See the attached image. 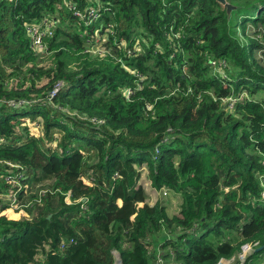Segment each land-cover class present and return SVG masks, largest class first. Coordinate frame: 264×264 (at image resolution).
Segmentation results:
<instances>
[{
    "label": "trees",
    "instance_id": "16d2710c",
    "mask_svg": "<svg viewBox=\"0 0 264 264\" xmlns=\"http://www.w3.org/2000/svg\"><path fill=\"white\" fill-rule=\"evenodd\" d=\"M69 1L0 0V264H218L263 246L264 0ZM44 18L39 53L27 25ZM144 166L180 215L148 203Z\"/></svg>",
    "mask_w": 264,
    "mask_h": 264
},
{
    "label": "rangeland",
    "instance_id": "374dc122",
    "mask_svg": "<svg viewBox=\"0 0 264 264\" xmlns=\"http://www.w3.org/2000/svg\"><path fill=\"white\" fill-rule=\"evenodd\" d=\"M14 1V0H11ZM92 8H90L89 10H91ZM88 10V11H89ZM88 11L86 13H82L83 17H81L82 19L86 20L89 18L88 17ZM88 22V21H87ZM57 22H53L50 24V26L48 25L49 30L51 32V34H48V36H52L54 34V29L56 27ZM107 32H109V30H107ZM250 33H252V29L250 30ZM29 34V33H28ZM30 36V35H29ZM106 38L107 35L104 34L102 39H99L100 42L99 46H96V48L94 49V54H98V53H104L107 52L106 46H105V42H106ZM98 41V40H97ZM262 51H259L257 54L258 59H262ZM96 56V55H95ZM48 58V57H47ZM47 58H43L40 62L41 65H46L47 63ZM23 126H28L30 128V131L32 133V135H40L42 129H43V124L40 120L38 121H31L28 118L23 120ZM141 173H142V177H141V181L140 184L143 186V188L146 190L147 194H148V203L151 205H154L156 202H160L162 204H164L167 207L168 210V214L172 217L175 215H178L180 212V207L182 204V196L169 190V193L167 196L163 195V192L161 193L160 191H156L155 189H153L150 180L148 179V170H147V166H144V170L143 168L140 169ZM84 183H86V185H92L91 181L88 179H83ZM48 186L45 185V189H42V185H37L35 188V191L40 192V191H44L47 192ZM7 201V200H6ZM3 214V213H2ZM0 214V215H2ZM24 215V213H22ZM5 216H7L9 219L11 220H16V218H18L17 220H21L22 216L19 214V212L14 211V214L11 213L9 210L5 211L4 213ZM180 215V214H179ZM32 216H29L27 218H31ZM159 240V239H158ZM158 246L160 244V241L157 243ZM157 246V247H158ZM244 247L241 249V252L234 258H232L231 260H226L223 261L222 264H244L247 260V258L249 256H252L256 250L258 248H260V246H256V247H248L246 245H243ZM155 247V244H154ZM114 256H115V261L119 262L120 261V254L116 251L113 252ZM160 253H163V250L160 251ZM221 263V262H220ZM260 264H264V259L263 262H261Z\"/></svg>",
    "mask_w": 264,
    "mask_h": 264
},
{
    "label": "built area",
    "instance_id": "2783aa9c",
    "mask_svg": "<svg viewBox=\"0 0 264 264\" xmlns=\"http://www.w3.org/2000/svg\"><path fill=\"white\" fill-rule=\"evenodd\" d=\"M65 1V4L67 5V7H69L71 10H75V6L72 4V2H70L69 0H64ZM75 15L79 16V17H83L82 15V12L80 11H75ZM101 13L95 9V8H92L91 10L88 11V17H89V20L90 22L92 21H96L98 20L100 17H101ZM55 21H53V19H48V18H44L42 19L40 22H37V23H34V24H30V25H27V32L29 33L30 37H31V45H32V48L39 52V53H45L46 52V48L44 46V43H43V39L48 36V34H51L48 25L50 26L51 23H53ZM112 34V33H110ZM107 35V38H106V41L109 37V34H106ZM103 38V37H102ZM100 38H98L96 40V42L94 44H92L90 41H87L86 42V51L89 52V53H92L94 54V49L96 48V46H99V41ZM106 43V42H105ZM101 53V52H100ZM213 67H215L216 69H219L221 70V68L217 65L216 62H213ZM60 84L57 86V88L55 89V91H53L52 93V96L54 97L57 93V91L59 90L60 88ZM224 102L226 101H231V104H230V108H233L234 107V104L236 102L235 99H230V100H226V99H223ZM17 103H15V101H12L10 102V105H15ZM24 102H20L17 104V106L19 105H23ZM10 164V163H8ZM13 167V165H12ZM14 169V168H13ZM13 174V171H10L9 172V175L6 177V182L8 184H11V185H16V179L15 177L12 175ZM86 184V183H85ZM92 184V183H91ZM20 187V186H19ZM19 193H20V189L16 190L15 192H13L12 194L8 195L7 196V200L10 202V210L11 211H17V210H22L23 206L20 204V199H19ZM169 193V190L168 189H165L163 190V195L164 196H167ZM68 202L69 201V196H68V199H67ZM258 244H255L254 246L252 245H246L248 247H256ZM244 246H242L243 248ZM44 259L45 257L44 256H40L39 259H38V262L39 263H43L44 262ZM223 261H226L224 259H222L218 264H222Z\"/></svg>",
    "mask_w": 264,
    "mask_h": 264
},
{
    "label": "water",
    "instance_id": "95a60500",
    "mask_svg": "<svg viewBox=\"0 0 264 264\" xmlns=\"http://www.w3.org/2000/svg\"><path fill=\"white\" fill-rule=\"evenodd\" d=\"M219 2H221L222 4H224L227 8H228V10H229V12H230V10L233 8L229 3H227V1L226 0H218ZM51 216H49V218H50ZM264 250V245L263 246H261L260 248H258L256 251L257 252H260V251H263ZM120 259H121V257H120Z\"/></svg>",
    "mask_w": 264,
    "mask_h": 264
},
{
    "label": "crops",
    "instance_id": "0c3cea01",
    "mask_svg": "<svg viewBox=\"0 0 264 264\" xmlns=\"http://www.w3.org/2000/svg\"><path fill=\"white\" fill-rule=\"evenodd\" d=\"M11 213H13L14 214V211H11V210H9ZM18 218H16V220H17Z\"/></svg>",
    "mask_w": 264,
    "mask_h": 264
}]
</instances>
